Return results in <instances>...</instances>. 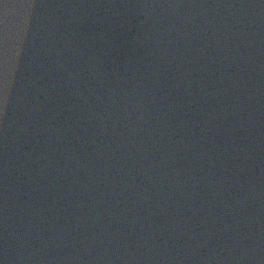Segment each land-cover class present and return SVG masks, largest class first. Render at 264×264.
Here are the masks:
<instances>
[{"label":"water","instance_id":"water-1","mask_svg":"<svg viewBox=\"0 0 264 264\" xmlns=\"http://www.w3.org/2000/svg\"><path fill=\"white\" fill-rule=\"evenodd\" d=\"M0 264H264V0H0Z\"/></svg>","mask_w":264,"mask_h":264}]
</instances>
